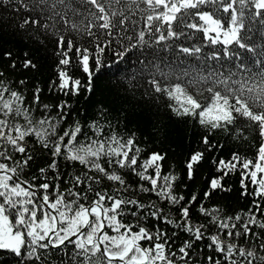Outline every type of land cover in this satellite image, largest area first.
I'll list each match as a JSON object with an SVG mask.
<instances>
[{"label": "snow or ice", "instance_id": "obj_1", "mask_svg": "<svg viewBox=\"0 0 264 264\" xmlns=\"http://www.w3.org/2000/svg\"><path fill=\"white\" fill-rule=\"evenodd\" d=\"M0 26L56 68L43 99L16 75L30 52H3L0 264H264V0H0ZM120 65L124 95L199 137L183 173L126 108L77 109ZM237 175L247 206L213 203Z\"/></svg>", "mask_w": 264, "mask_h": 264}, {"label": "trees", "instance_id": "obj_2", "mask_svg": "<svg viewBox=\"0 0 264 264\" xmlns=\"http://www.w3.org/2000/svg\"><path fill=\"white\" fill-rule=\"evenodd\" d=\"M6 50H12L14 56L22 55L25 50L30 52L32 57L38 62V69L23 70L19 69L18 65L19 70L16 75L18 77L28 76L30 87L34 81H39L41 86L45 88L42 98L50 100L51 97L47 94L46 88L48 82L56 75L55 60L51 54L44 52L34 44L26 42L15 32L0 26V67L2 68H7L9 63L8 59L3 56V52ZM124 67V65H120L112 69H102L98 74V78H94L95 95L90 98V101L85 100L83 96L79 97L77 109L79 110V106L83 105L87 112L94 113L98 104H103L113 112L126 108L128 112V127L135 128L139 133L154 139L155 144L153 146L167 150L169 162H174L177 170L183 173V161L193 150L199 147V137L192 135L191 129L186 124L170 118L163 109L150 108L142 102L124 95L123 88L119 87L114 79ZM77 74L82 75V73ZM157 126L160 127L159 133L156 132ZM233 147V144L229 142L219 152V155L228 157ZM213 174H215L214 167L210 161H204L203 166L195 176L194 182H189L190 188L193 190L203 189L207 180ZM238 180V175L234 176L230 181L234 186L233 192L224 194L222 198L217 197L213 200V203L220 202L230 206L232 209L246 207L247 201H242L236 191L239 188Z\"/></svg>", "mask_w": 264, "mask_h": 264}]
</instances>
